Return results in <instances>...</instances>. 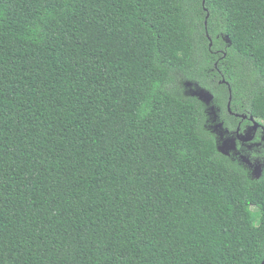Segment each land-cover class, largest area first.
Listing matches in <instances>:
<instances>
[{
  "label": "trees",
  "instance_id": "16d2710c",
  "mask_svg": "<svg viewBox=\"0 0 264 264\" xmlns=\"http://www.w3.org/2000/svg\"><path fill=\"white\" fill-rule=\"evenodd\" d=\"M223 38L264 118V0H0V264H262L264 171L174 87L226 99Z\"/></svg>",
  "mask_w": 264,
  "mask_h": 264
},
{
  "label": "flooded vegetation",
  "instance_id": "af4514ba",
  "mask_svg": "<svg viewBox=\"0 0 264 264\" xmlns=\"http://www.w3.org/2000/svg\"><path fill=\"white\" fill-rule=\"evenodd\" d=\"M230 46L231 41L223 38L219 49L215 51L218 59L214 66L217 76L220 77L217 84L228 92L225 103L217 89L213 92L199 82H195L190 96L201 102L204 129L215 141L220 154L230 162L241 166L254 179H259L264 171V118L246 114L238 105L233 108L232 86L226 81L224 70L218 69L220 62L224 66V58ZM213 47L214 44L210 41L212 54ZM246 83L249 84L250 81Z\"/></svg>",
  "mask_w": 264,
  "mask_h": 264
},
{
  "label": "rangeland",
  "instance_id": "374dc122",
  "mask_svg": "<svg viewBox=\"0 0 264 264\" xmlns=\"http://www.w3.org/2000/svg\"><path fill=\"white\" fill-rule=\"evenodd\" d=\"M195 86V82L189 81L188 79L182 77L181 75H177V80L176 83L174 85V87L179 89V92L182 96L184 97H191V91ZM173 87V86H172ZM219 94L221 93V95L223 96V103H225L226 99L224 97L225 95V91L224 90H218ZM249 177L253 178L252 176L249 175ZM256 208L252 209V212H256ZM255 217V224L258 225L259 223V217L256 216V214H254Z\"/></svg>",
  "mask_w": 264,
  "mask_h": 264
},
{
  "label": "water",
  "instance_id": "95a60500",
  "mask_svg": "<svg viewBox=\"0 0 264 264\" xmlns=\"http://www.w3.org/2000/svg\"><path fill=\"white\" fill-rule=\"evenodd\" d=\"M232 101V96H231V98H230V102ZM257 168H259V166L257 167ZM262 264H264V261L262 262Z\"/></svg>",
  "mask_w": 264,
  "mask_h": 264
}]
</instances>
